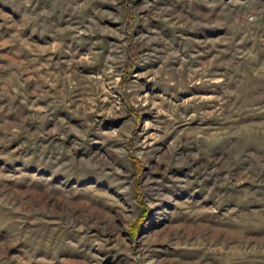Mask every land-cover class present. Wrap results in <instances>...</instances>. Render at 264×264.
I'll use <instances>...</instances> for the list:
<instances>
[{"label":"rangeland","instance_id":"374dc122","mask_svg":"<svg viewBox=\"0 0 264 264\" xmlns=\"http://www.w3.org/2000/svg\"><path fill=\"white\" fill-rule=\"evenodd\" d=\"M0 264H264V0H0Z\"/></svg>","mask_w":264,"mask_h":264}]
</instances>
